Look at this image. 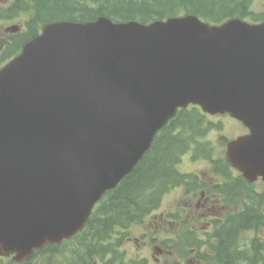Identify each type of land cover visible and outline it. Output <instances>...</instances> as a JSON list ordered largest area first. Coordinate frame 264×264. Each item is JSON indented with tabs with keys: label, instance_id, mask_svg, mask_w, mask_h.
<instances>
[{
	"label": "water",
	"instance_id": "95a60500",
	"mask_svg": "<svg viewBox=\"0 0 264 264\" xmlns=\"http://www.w3.org/2000/svg\"><path fill=\"white\" fill-rule=\"evenodd\" d=\"M189 104L249 129L226 159L264 182V22L44 25L0 69V254L74 235Z\"/></svg>",
	"mask_w": 264,
	"mask_h": 264
},
{
	"label": "trees",
	"instance_id": "16d2710c",
	"mask_svg": "<svg viewBox=\"0 0 264 264\" xmlns=\"http://www.w3.org/2000/svg\"><path fill=\"white\" fill-rule=\"evenodd\" d=\"M254 2L255 0H13L9 7L0 9V15H29L26 25L31 31L53 21L87 22L99 17L115 22L149 23L191 14L212 24H220L230 18H250L252 22L258 23L264 20V12L253 11ZM34 35L35 33L31 34V37ZM212 125L219 128L207 122L206 116L197 107L190 106L178 112L154 137L150 149L132 172L116 188L104 194L81 236L79 235L80 238L73 243L67 263L90 264L95 258L103 260L105 255H114L111 237L116 231L141 222L151 210L157 208L165 192L184 179H190V176L177 171V164L191 147L197 149V140ZM219 165L222 163L219 162ZM222 171L226 187H232L235 180L231 177L226 162ZM237 177L244 185L245 181ZM243 185V197H246L247 204H244L246 211L242 218L236 219L238 223L231 219L225 228L217 227L214 234L218 242L213 250L218 264L248 261L245 250L238 247V233L246 228L264 225V216H252L253 196L244 193L246 189ZM64 252L62 245H47L35 258L57 256ZM9 264L17 263L10 260ZM22 264H29V261Z\"/></svg>",
	"mask_w": 264,
	"mask_h": 264
},
{
	"label": "rangeland",
	"instance_id": "374dc122",
	"mask_svg": "<svg viewBox=\"0 0 264 264\" xmlns=\"http://www.w3.org/2000/svg\"><path fill=\"white\" fill-rule=\"evenodd\" d=\"M11 0H0V9L6 8ZM253 10L257 13L264 12V0H255ZM6 15H0V56L6 51L7 41L9 42L10 36L13 34L10 31H5L7 27L16 25L19 31L25 30V21L29 18L28 15H16L12 19H7ZM19 47L16 46V50ZM11 56H8L10 58ZM7 58V59H8ZM1 59V58H0ZM6 59V60H7ZM2 63L0 62V65ZM228 116V115H227ZM207 122H212L220 125L221 129H213V125L207 132L204 133V138L201 139L202 143H207L212 147V154L216 160L223 161L226 143L237 136L244 134V129L241 124L236 120L226 116H212L206 119ZM206 129V128H205ZM194 147L185 154L180 160V169L184 173L197 174L199 182L202 183L201 188H198L194 193H185L182 190L169 191L162 199L161 207L152 215L145 217L143 222L132 227H129L123 232L114 234V240H117L118 251L123 254L124 261L129 262H143L144 264H155L154 258L156 255L152 247L157 245V241L165 240L167 237H172L171 253L168 257L161 259L158 264H205L201 263L197 254L191 252L192 248L187 246V241H184V235L189 231H193L198 239L207 240V235L211 232L210 226L207 228L206 222L211 219L210 217H224L225 214L235 216L240 207L237 204L227 205L223 201L221 195H216L217 210L214 214H206L199 207H196L198 200L199 189H204L209 194L210 188L213 187V181H221V178L214 173L213 165L207 162L206 159L199 156L193 158L195 152ZM234 175V174H233ZM250 188L253 193L263 192L264 186L261 184H254ZM196 194V196H195ZM192 200V203L189 202ZM264 207V203H263ZM262 207V208H263ZM165 210H174L172 216L173 223L166 228L159 227L158 216L165 213ZM211 221V220H210ZM210 228V229H209ZM195 235H192L195 237ZM240 239L264 242V229L254 231H246L240 235ZM119 240V244H118ZM207 247L202 249L203 253L207 252ZM118 256V254H115ZM108 255L105 260H108ZM67 254L57 255L54 257L41 258L40 264H63ZM2 264H7L5 260Z\"/></svg>",
	"mask_w": 264,
	"mask_h": 264
},
{
	"label": "flooded vegetation",
	"instance_id": "af4514ba",
	"mask_svg": "<svg viewBox=\"0 0 264 264\" xmlns=\"http://www.w3.org/2000/svg\"><path fill=\"white\" fill-rule=\"evenodd\" d=\"M247 131V130H246ZM244 132L245 134L247 132ZM223 162L222 165L219 168H216L214 170V173L216 175H218L221 178V181H219V179L217 181H213V187L209 189V191L211 192L210 194L208 192H206L204 189H199V193H198V200L196 202V207H199L204 213L206 214H214L217 210V199L215 198L216 195H221L223 197V201L225 204L230 205V204H237L240 207V211L237 210V213L235 215L236 219H240L242 218L243 212H245L246 210H244V204H247L245 201L247 200L246 197H243V189H242V183L241 181L238 179L237 176H239V174L235 171H232V173L234 174L233 176V180L234 184L232 185V187L228 188L225 185V178H224V173L222 170H224V166H223ZM195 176V182L196 184L199 186L198 188H201L200 186H202V183L199 182L198 178H197V174H192ZM257 184H261V186L263 187V183L258 180ZM193 181H189L186 180L182 183L181 186L174 188V190H184L185 193H194L197 191L198 188H193ZM250 189L246 188V191L244 193L249 192ZM253 203H252V207L251 211H253L254 213H257V209L260 208L262 210V212L264 213V207H263V203H264V199L262 198L263 192H258V193H253ZM196 196V194H195ZM245 198V200H244ZM190 204L192 203V200L189 202ZM263 207V208H262ZM174 210L169 211V210H165V213H161L160 217L158 216L159 220V227H168V225H171V223H173L172 220V216L174 215ZM219 213V212H218ZM211 219H209V221L206 222V226L207 228L210 226V228L213 225V221L219 220V224L221 226L225 225V215L224 217L220 218V213L218 217H210ZM211 220V221H210ZM209 228V229H210ZM191 233H194L193 231H190ZM172 237H167L165 240H161V241H157V246H153V249L156 252V255H158L159 258L161 257H168L169 254L171 253V245H172ZM192 252L194 251V248H192L191 250ZM155 263L157 264V257L154 258Z\"/></svg>",
	"mask_w": 264,
	"mask_h": 264
}]
</instances>
